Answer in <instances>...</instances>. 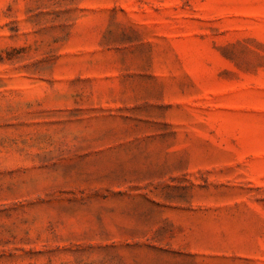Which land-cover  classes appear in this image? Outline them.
<instances>
[{"label": "rangeland", "instance_id": "rangeland-1", "mask_svg": "<svg viewBox=\"0 0 264 264\" xmlns=\"http://www.w3.org/2000/svg\"><path fill=\"white\" fill-rule=\"evenodd\" d=\"M0 264H264V0H0Z\"/></svg>", "mask_w": 264, "mask_h": 264}]
</instances>
